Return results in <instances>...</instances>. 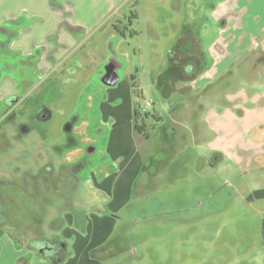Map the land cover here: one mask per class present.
Masks as SVG:
<instances>
[{
	"label": "rangeland",
	"instance_id": "rangeland-1",
	"mask_svg": "<svg viewBox=\"0 0 264 264\" xmlns=\"http://www.w3.org/2000/svg\"><path fill=\"white\" fill-rule=\"evenodd\" d=\"M173 1L125 0L83 33L77 23L81 15L70 0H0V73L11 79L21 76L15 78L21 86L5 93L18 94V102L0 110V121L21 110V119L48 132L40 144L54 148L62 162L89 161L85 174L93 161L106 162V173L114 169L106 150L110 131L102 122L98 134L90 124L97 120L112 81L127 75L142 82L143 95L135 105L141 113L137 136L147 169L127 198L100 201L99 209L116 222L110 238L95 250L96 260L264 264V0H183L181 13ZM52 15L61 19L54 33ZM212 16L220 23L230 19V43L245 46L246 53L214 65L213 50L220 46H209ZM188 18H196L188 25L199 33L191 40V61L188 53L179 55L190 40H175L172 28L175 21ZM234 19L239 23H232ZM31 34L39 35L31 55L17 56L15 43L30 41ZM164 57L167 63L161 67ZM175 57H181L180 71L170 62ZM42 58L46 60L40 65ZM228 64L235 72L230 85L223 77ZM161 78L169 85L163 94L156 85ZM195 78L196 93L185 83ZM119 94L125 96L122 89ZM150 99L154 105L147 107ZM119 101L117 110L126 113L125 98ZM43 106L52 116L38 122ZM35 136L14 142L0 156V175L16 172L20 160L15 162L14 156L29 148ZM94 143L98 150L88 153ZM1 252L0 264H18L12 251Z\"/></svg>",
	"mask_w": 264,
	"mask_h": 264
},
{
	"label": "crops",
	"instance_id": "crops-1",
	"mask_svg": "<svg viewBox=\"0 0 264 264\" xmlns=\"http://www.w3.org/2000/svg\"><path fill=\"white\" fill-rule=\"evenodd\" d=\"M70 1L71 5L79 10L81 16L77 19V23L83 27V33H86L97 27L112 12L113 8L125 0ZM182 3L183 0H174L172 7L181 13ZM2 16L0 10V21ZM60 20L58 15H52L49 21L52 25L51 32L54 33L58 29ZM182 20L175 21L172 28L175 40L177 38L190 40L189 43L184 44L183 51L179 52V55L186 56L188 53L191 61L193 58L191 52L195 49L192 48L194 45L191 40H197L199 33L196 29L194 31L188 23H195L196 18ZM229 20L223 18L220 23L219 19L215 20L213 16L211 21L209 19V23H211L209 25V40L212 39L209 46L211 48L220 46L216 51L213 50L214 65L216 66L229 56L236 57L246 53L245 46L239 47L240 44L235 45V41L230 43L231 39L227 36ZM239 21V19H234L232 23H239ZM183 22L185 24L182 27ZM38 36L31 34L30 41L15 43V49L20 53L17 56L31 55L33 40ZM235 38L239 37L234 35L233 39L235 40ZM66 39L70 40L69 36ZM73 44L74 41H70L65 50L70 49ZM65 50L63 49L60 53H65ZM44 59L39 61L40 65ZM180 60L181 57L170 59V62L175 65L172 66L174 70H182L183 65ZM161 61V67H163L167 63V58L164 57ZM49 65L46 67H50ZM225 68L232 69L229 64ZM20 77L18 74L11 79V77L5 76V73H0V86H2V82L4 84V88L0 90L3 95L0 97V110L8 108L7 100L18 95L11 92L8 95L5 93L10 88L21 86L20 82L15 80ZM163 81L164 79L161 78L156 84L161 94L169 89L167 81ZM185 83L190 88V92H197L198 80L196 78L193 79V82ZM140 84L142 85V82ZM141 85L127 75L112 81L105 91L101 102L102 110L97 120L90 124L91 128H98V134L102 132L101 125L103 123L110 131L106 150L108 159L114 164V169L106 173L102 170L106 163L103 161L100 165L93 161V169L88 174H85L83 170L89 161L75 162L73 159L67 163L62 162L54 148L50 145L42 146L40 144L44 138L48 137V132L44 133L37 126L21 119L22 114L10 121V125L7 124L4 127L3 138L0 142V156L10 151L14 142L23 141L28 135L35 134L36 136L30 142L29 148H25L24 151H20L14 156L15 162L20 160L16 172L0 175V203L3 204L2 210H0L1 253L5 251L11 253L12 251V261L16 260L18 264H87V261L88 264H100L96 260L95 250L110 238L116 221L107 211L99 209V203L102 198H106V200H110L111 197H114L115 200L127 198L142 170L147 169L138 143L139 132L136 130L135 119V112L141 114L135 105L136 98L143 95L142 89L139 91ZM121 89L125 92L124 97L119 94ZM172 90L177 93L181 92L180 89ZM123 98L127 102L126 113L117 110L121 104L119 102H122L119 99ZM41 110L42 114L37 113L38 122H44L51 118L52 112L48 106H43ZM79 120L80 118L74 121L72 126L74 127V124ZM64 145L69 146V143ZM64 145L55 144L54 147ZM98 148L96 143L89 145L88 153H94ZM20 155L22 156L20 157ZM29 161L30 163H28ZM37 192L42 193L41 195L44 197L43 208L23 210L36 198L39 199ZM34 204L38 206V203L34 202L32 205ZM120 204L121 201L118 204H112L111 208L116 209Z\"/></svg>",
	"mask_w": 264,
	"mask_h": 264
},
{
	"label": "flooded vegetation",
	"instance_id": "flooded-vegetation-1",
	"mask_svg": "<svg viewBox=\"0 0 264 264\" xmlns=\"http://www.w3.org/2000/svg\"><path fill=\"white\" fill-rule=\"evenodd\" d=\"M190 66V65H189ZM195 68V65H191L190 66V70H192V68ZM228 74V75H227ZM227 74H226V76H223L224 77V83L225 84H232L233 83V81H232V76H234L235 75V72L234 71H231V70H229V71H227ZM18 99H19V95H16V96H14V97H12V98H9L8 100H7V103H6V105L8 106V107H11V106H13V105H15L17 102H18ZM42 111V110H41ZM22 113H21V110H19V111H15V112H13L12 114H10V115H6V116H4L3 117V121L1 120L0 121V142L2 141V138H3V129H4V127L10 122V121H13V120H15V118H17L19 115H21ZM38 115V114H37ZM36 115V116H37ZM38 193L39 192H37V195H38ZM42 194V193H41ZM40 193H39V195L37 196V197H39V199L38 198H36L35 199V203H38V206L37 205H32L34 202H32V204H29V205H27L25 208L26 209H23V210H31V209H41V208H43V201L42 200H44V197L41 195ZM38 200H39V202H38ZM41 200V201H40ZM2 206H3V204L1 205V203H0V210H2Z\"/></svg>",
	"mask_w": 264,
	"mask_h": 264
},
{
	"label": "trees",
	"instance_id": "trees-1",
	"mask_svg": "<svg viewBox=\"0 0 264 264\" xmlns=\"http://www.w3.org/2000/svg\"><path fill=\"white\" fill-rule=\"evenodd\" d=\"M116 28L118 29V27L116 26ZM145 115H147V113L145 114ZM140 118H141V115L140 114H138L137 112H135V119H136V130L138 131V132H142V126L139 124V120H140ZM263 233H264V219H263Z\"/></svg>",
	"mask_w": 264,
	"mask_h": 264
},
{
	"label": "built area",
	"instance_id": "built-area-1",
	"mask_svg": "<svg viewBox=\"0 0 264 264\" xmlns=\"http://www.w3.org/2000/svg\"><path fill=\"white\" fill-rule=\"evenodd\" d=\"M154 105V102L150 99V100H146V106L147 107H152Z\"/></svg>",
	"mask_w": 264,
	"mask_h": 264
}]
</instances>
